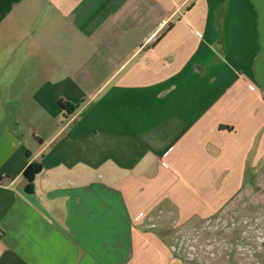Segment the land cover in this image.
Returning <instances> with one entry per match:
<instances>
[{
    "label": "crops",
    "instance_id": "crops-1",
    "mask_svg": "<svg viewBox=\"0 0 264 264\" xmlns=\"http://www.w3.org/2000/svg\"><path fill=\"white\" fill-rule=\"evenodd\" d=\"M259 185L264 0H0V264H184Z\"/></svg>",
    "mask_w": 264,
    "mask_h": 264
},
{
    "label": "rangeland",
    "instance_id": "rangeland-1",
    "mask_svg": "<svg viewBox=\"0 0 264 264\" xmlns=\"http://www.w3.org/2000/svg\"><path fill=\"white\" fill-rule=\"evenodd\" d=\"M166 225L170 249L184 264H264V187L243 190L223 210ZM163 220L147 216L157 227ZM154 224V225H152Z\"/></svg>",
    "mask_w": 264,
    "mask_h": 264
},
{
    "label": "trees",
    "instance_id": "trees-1",
    "mask_svg": "<svg viewBox=\"0 0 264 264\" xmlns=\"http://www.w3.org/2000/svg\"><path fill=\"white\" fill-rule=\"evenodd\" d=\"M61 106H62V108H65L67 111H69V107H66L64 104H62L61 103ZM38 165H36V164H29V166L25 169V171H24V174L25 175H27V176H29V179H31L32 178V173L34 172H36V170L38 169Z\"/></svg>",
    "mask_w": 264,
    "mask_h": 264
},
{
    "label": "built area",
    "instance_id": "built-area-1",
    "mask_svg": "<svg viewBox=\"0 0 264 264\" xmlns=\"http://www.w3.org/2000/svg\"><path fill=\"white\" fill-rule=\"evenodd\" d=\"M139 215H141V216H142V215H143V213L141 212ZM152 225H154V224H152Z\"/></svg>",
    "mask_w": 264,
    "mask_h": 264
}]
</instances>
